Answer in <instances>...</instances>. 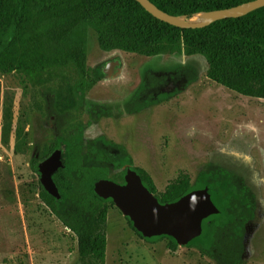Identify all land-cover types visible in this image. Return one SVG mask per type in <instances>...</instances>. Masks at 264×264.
<instances>
[{
  "label": "trees",
  "instance_id": "1",
  "mask_svg": "<svg viewBox=\"0 0 264 264\" xmlns=\"http://www.w3.org/2000/svg\"><path fill=\"white\" fill-rule=\"evenodd\" d=\"M162 12L191 19L240 7L254 0H148ZM96 35L103 52L120 51L151 58L159 55L201 56L206 77L240 96L264 100V7L244 16L226 18L201 29H179L147 13L135 0H0V74L21 73L29 77L53 70L72 69L73 83L59 88L50 98L52 111L61 115L76 107L89 116L77 131L55 140L30 160L37 172L39 163L54 151L61 152L62 168L53 175L59 199L39 183V199L50 214L74 236L80 264H105L107 216L114 204L94 193L99 180L124 183L127 169L134 171L143 186L160 204L173 203L184 195L207 188L218 214L202 221V233L185 248L194 249L213 264H243L246 226L254 219L255 204L240 180L212 164L191 183L179 175L162 192L124 147L99 136L84 138V130L106 117L102 106H85V93L101 82L102 65L87 67V32ZM186 88L195 77L183 71ZM164 77L148 74L124 112L133 114L159 105L179 93L160 91ZM117 172L110 175L111 172ZM132 231L147 243L166 240L175 252L171 237L143 238L125 218Z\"/></svg>",
  "mask_w": 264,
  "mask_h": 264
},
{
  "label": "rangeland",
  "instance_id": "2",
  "mask_svg": "<svg viewBox=\"0 0 264 264\" xmlns=\"http://www.w3.org/2000/svg\"><path fill=\"white\" fill-rule=\"evenodd\" d=\"M196 18L202 22L209 17ZM113 61L121 64L118 73L85 93L84 105L103 106L106 117L88 127L84 138L102 135L124 146L134 167L145 170L159 192L182 174L194 183L209 164L248 177L258 194V210L246 226L243 264H264V100L211 82L201 56L147 58L103 52L89 29V70L97 65L105 69ZM183 71L195 80L184 88V79L170 101L140 114H124V104L148 74ZM73 82L72 69L38 77L0 74V264H80L74 236L41 203L38 176L30 168V160L43 147L89 121L85 108L58 117L52 111L55 91ZM106 241L105 264H213L194 249L178 247L171 252L166 240L145 242L115 206L107 216Z\"/></svg>",
  "mask_w": 264,
  "mask_h": 264
},
{
  "label": "water",
  "instance_id": "3",
  "mask_svg": "<svg viewBox=\"0 0 264 264\" xmlns=\"http://www.w3.org/2000/svg\"><path fill=\"white\" fill-rule=\"evenodd\" d=\"M135 1L155 19L179 29H201L212 22L244 16L264 7V0H254L233 9L198 14L209 18L202 22H192L190 20L194 16L188 20L172 17L148 0ZM104 73L109 75L113 70H105ZM59 168H62L61 152L56 150L39 163L36 172L43 189L56 199H59V194L52 175ZM93 190L99 198L111 199L114 206L130 220L134 230L143 238L171 237L178 247H184L199 237L202 233V221L219 212L211 201L207 188L194 190L173 203L160 204L143 186L140 177L130 169L126 170L123 184L102 179L94 184Z\"/></svg>",
  "mask_w": 264,
  "mask_h": 264
},
{
  "label": "flooded vegetation",
  "instance_id": "4",
  "mask_svg": "<svg viewBox=\"0 0 264 264\" xmlns=\"http://www.w3.org/2000/svg\"><path fill=\"white\" fill-rule=\"evenodd\" d=\"M111 65H112V67H111ZM121 68V64H118L116 61H113V62H110V63H108L107 65H106V67H105V69H102L103 70V73H104V71L105 70H110V69H112L113 71L114 70H116L117 72H115V73H112V74H117L118 73V71H119V69ZM105 74V73H104ZM179 73H177L176 75H175V73H166V74H159L158 76H163L164 77V83L162 84V86L160 87V91L161 92H164V93H171V92H174V91H176V90H180V86H182L183 85V81H184V78H182V77H180L179 75H178ZM107 75L105 74V77H106ZM104 77V78H105ZM103 81V80H102ZM144 81H142L141 83H140V85L143 83ZM139 85V86H140ZM139 88V87H138ZM138 88H137V90H138ZM183 89V88H182ZM136 90V91H137ZM136 93V92H135ZM135 93H134V95H135ZM133 95V96H134ZM133 96H132V98H133ZM131 98V99H132ZM131 99L129 100V101H127V103H125L124 104V106L126 105V104H128L130 101H131ZM168 101H170V99L168 100ZM168 101H166V102H168ZM164 103V102H163ZM92 105H94V104H92ZM88 106H90V105H88ZM96 106H100V105H96ZM124 106H123V110H124ZM103 107V106H102ZM153 106H149V107H146V108H144V109H142L141 111H139V112H137V113H133V114H127V113H125L124 112V114H126V115H136V114H140V113H143V112H147L149 109H151ZM104 108V107H103ZM104 112H105V108H104ZM104 118V117H103ZM98 123V122H97ZM96 123H94V124H91L90 126H92V125H95ZM89 126V127H90ZM88 128V127H87ZM86 128V129H87ZM85 129V130H86ZM84 130V131H85ZM84 136V135H83ZM100 136H102V135H100ZM97 137H99V136H97ZM97 137H95V138H97ZM104 137V136H103ZM95 138H93V139H95ZM105 138V137H104ZM86 139V138H85ZM87 140H92V139H87ZM108 140V139H107ZM110 141V140H109ZM113 142V141H112ZM114 143V142H113ZM118 145H120V144H118ZM120 146H122V145H120ZM122 147H124V146H122ZM125 148V147H124ZM125 150H126V148H125ZM127 151V150H126ZM128 153V152H127ZM131 157V156H130ZM133 161V160H132ZM210 165V164H209ZM212 165H214V164H212ZM214 166H216V167H219V168H222V169H224L225 171H227V172H229L230 174H232L233 176H235V177H237L239 180H240V183L243 185V186H245L248 190H249V192L251 193V195H252V197H253V201H254V204H255V211H254V219L253 220H255V217H256V213H257V210H258V194H257V191L255 190V188L248 182V177H245V176H243V175H241V174H239V173H237L235 170H230V169H228V168H226V167H223V166H217V165H214ZM142 169V168H141ZM145 171V170H144ZM146 172V171H145ZM147 173V172H146ZM125 176V175H124ZM154 183V182H153ZM155 185V184H154ZM157 189V188H156ZM252 220V221H253ZM251 221V222H252ZM250 223V222H249ZM248 223V224H249Z\"/></svg>",
  "mask_w": 264,
  "mask_h": 264
},
{
  "label": "bare ground",
  "instance_id": "5",
  "mask_svg": "<svg viewBox=\"0 0 264 264\" xmlns=\"http://www.w3.org/2000/svg\"><path fill=\"white\" fill-rule=\"evenodd\" d=\"M197 16H200V15H195V16L191 19L192 22H197V20H196V19H197V18H196ZM201 16H202V15H201ZM193 20H194V21H193Z\"/></svg>",
  "mask_w": 264,
  "mask_h": 264
}]
</instances>
